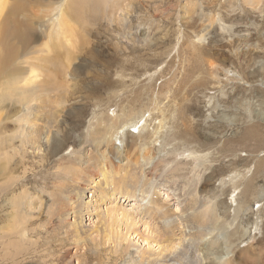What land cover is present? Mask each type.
I'll list each match as a JSON object with an SVG mask.
<instances>
[{"label":"rangeland","instance_id":"1","mask_svg":"<svg viewBox=\"0 0 264 264\" xmlns=\"http://www.w3.org/2000/svg\"><path fill=\"white\" fill-rule=\"evenodd\" d=\"M11 1L8 8L15 3ZM40 2L21 0L22 14L17 20L5 18L0 31L4 42L2 32L23 29L20 22L30 24L38 38L27 46L17 35L9 37L4 45L10 43L16 51L10 60L4 61L0 51V94L5 99L0 100V119L7 126L2 142L8 146L14 139V148L0 161L8 169L0 176V227L6 231L1 236L8 238L0 236V241H23L26 250L12 258L18 247L12 244L9 253H15L4 259L0 248V264H210L205 244L215 238L226 243L225 236L235 229L251 231V237L238 255L219 264H262L264 201L256 202L245 186L253 179L257 189L264 188V164L261 173L255 171L264 161V0H109L108 9L88 24L86 9L76 19L65 14L61 30L52 9L59 11L62 0ZM53 36L58 42L48 43ZM45 43L56 50L45 45L49 61L43 58ZM32 70L39 74V87L34 82L23 88ZM11 77L14 90L7 88ZM59 80L61 91L53 83ZM39 97L46 100L43 109L35 101ZM26 106L42 111L37 124L46 123L50 133L40 153L22 129ZM252 125L259 134H248ZM105 153L115 164L111 182L127 171L140 179V189L129 179L132 198L125 200L127 196L109 197L114 187L91 188L80 211L69 213L70 195L104 184ZM159 191L168 195L160 198ZM30 195V208L44 209L30 221H19L12 205H20L18 196ZM157 207L168 216H155ZM126 212L130 218L122 216ZM109 223L115 232L125 233L120 235L126 237L124 243L106 237L111 236L105 229ZM201 224L214 229L199 236Z\"/></svg>","mask_w":264,"mask_h":264},{"label":"bare ground","instance_id":"2","mask_svg":"<svg viewBox=\"0 0 264 264\" xmlns=\"http://www.w3.org/2000/svg\"><path fill=\"white\" fill-rule=\"evenodd\" d=\"M8 0H0V31H1V28H3V26L2 25H4L5 23H2L3 21H5V18L7 19L8 18V16H9V18L8 19H12V17L14 16V19L16 18V20H17V17H15V16H18L19 15V13H21L22 14V12L23 11H20V8H19V6H22L21 5V0H14L15 1V3L12 5V8H8V7H10L9 6V3L10 2H7ZM27 1V0H26ZM25 0H24V3L26 2ZM39 1H41L40 2V4H44V2H46L47 0H39ZM108 1L109 0H62V2H61V4H60V7H58L60 10L59 11H54L53 9H52V12H55V13H57V21H58V25H59V29L61 30V29H63V28H65L66 27V20H65V14L67 15V13H70V16H72V17H75V19L76 18H78V17H80L81 16V14L82 13H84V10L86 9L87 10V12H90L89 13V17H88V22L86 23V24H88L89 22H92V20L93 21H96V19H98V18H100V15H101V13L107 8V3H108ZM111 1V0H110ZM12 3H13V0L11 1ZM162 2V1H161ZM112 3V2H111ZM11 4V3H10ZM22 4H23V1H22ZM23 7V6H22ZM26 7V6H25ZM111 8H112V6H110ZM108 9V8H107ZM127 9H129V8H127ZM25 11V10H24ZM49 14H50V12H49ZM110 14H112V13H110ZM120 14V13H119ZM111 16H113V15H111ZM103 17H105V16H103ZM83 18V17H82ZM129 19V18H128ZM20 20V19H19ZM19 20H18V22H19ZM122 20V19H121ZM56 21V22H57ZM83 21V20H82ZM7 22H9V21H7ZM84 22V21H83ZM205 22V21H204ZM20 23V22H19ZM17 23L18 25H20V27L21 28H23V29H20L19 27V29L17 28V27H12V30L11 31H9V32H2L3 33V40H4V42H0V48H1V44H2V46H3V48L0 50L1 51V53H3L5 56L3 57L4 58V61H7V60H10L11 59V57H13V54H14V52H16V51H14L15 49H14V47L10 44V43H8L7 45H4L5 44V42H6V40L9 38V37H14V36H18V38L20 39V41H21V43H23V45H29L30 46V42L32 43V40L33 41H36L38 38L36 37V34H35V30H34V28H32V26H30V24H25V26L22 24V23ZM23 23H28L27 21L25 22V20H24V22ZM6 24H8V23H6ZM55 24V23H54ZM93 24V23H92ZM212 24V23H211ZM222 24V23H221ZM210 27V26H209ZM55 28V27H54ZM57 28V27H56ZM58 30V29H57ZM63 31V30H62ZM63 34V33H62ZM61 34V35H62ZM206 34V33H205ZM52 36V35H51ZM55 36V35H54ZM53 36V37H54ZM51 37V39H52V41H49L48 40V43L49 42H53V39H55L56 37H57V35H56V37ZM17 38V37H16ZM16 38H15V40H16ZM17 38V39H18ZM59 38V37H58ZM58 38H56L57 40H58ZM11 39V38H10ZM55 39V40H56ZM17 41V40H16ZM10 42V41H9ZM18 42V41H17ZM43 42V41H42ZM55 42V41H54ZM53 42V43H54ZM56 42H58V41H56ZM55 42V43H56ZM235 42V41H234ZM47 43V42H46ZM44 44V49H43V47H42V52L44 53V59H47L48 58V55L50 54L48 51H45L44 52V50H46L47 49V47L45 46V45H49V44ZM68 43V42H67ZM58 44V43H57ZM60 44V43H59ZM69 44V43H68ZM31 45H33V44H31ZM18 46V45H17ZM43 46V45H42ZM57 46V45H56ZM61 46V45H60ZM24 47V46H23ZM33 47V46H32ZM32 47H31V49H32ZM49 47L51 48V50H52V46H50L49 45ZM20 48H21V46H20ZM35 48V47H34ZM60 47L58 46V48H56V49H59ZM24 49V48H23ZM26 49H28V48H25V50ZM54 50H55V48H53ZM48 50V49H47ZM71 50V49H70ZM31 51H33V50H31ZM35 51V50H34ZM56 51V50H55ZM51 52V51H50ZM54 52V51H53ZM52 52V53H53ZM65 52V51H64ZM30 53V52H29ZM56 53V52H55ZM55 55V54H54ZM54 55H51V56H54ZM11 56V57H10ZM47 57V58H46ZM55 57V56H54ZM75 57V56H74ZM1 60V59H0ZM48 60V59H47ZM51 60L53 61V59L51 58ZM60 60V59H59ZM2 61V60H1ZM46 61V60H45ZM49 61V60H48ZM3 62V61H2ZM54 62V61H53ZM1 63V62H0ZM46 63H47V61H46ZM55 63H57V62H55ZM64 63V62H63ZM65 64V63H64ZM3 65H4V63H3ZM48 65V64H47ZM50 65H51V63H50ZM57 65H61V63L60 64H58L57 63ZM56 65V66H57ZM51 67V66H50ZM55 67V66H54ZM44 68V67H43ZM7 69H8V67H7ZM18 69V68H17ZM45 69V68H44ZM57 71V70H56ZM55 72V71H54ZM64 73V72H63ZM30 77H29V80H27V82H24L25 83V85L23 86V88H26L27 89V87L30 85L31 86V84H33L35 81H36V79L39 77V74L38 73H36V72H34L33 70L31 71V73H30ZM12 78H14L15 79V77H11V79L10 80H12L11 81V83H8V86H7V88H9L10 90H14L15 89V80H13ZM55 79H57L56 78V76L54 77ZM18 79V78H17ZM54 79V80H55ZM38 80H39V78H38ZM37 80V81H38ZM46 80H48V79H46ZM51 81V80H50ZM55 81H57V80H55ZM6 82V81H5ZM6 83V84H7ZM23 83V84H24ZM48 83V82H47ZM49 83H52V82H49ZM53 83H54V85H55V87H56V89L57 90H62V84H61V81L59 80V82L58 83H56L55 84V82L53 81ZM5 84V85H6ZM35 84L37 85V82H35ZM5 85H4V87H5ZM52 85V84H51ZM0 86H1V84H0ZM34 86V85H33ZM38 86V85H37ZM32 87V86H31ZM30 87V88H31ZM39 87V86H38ZM44 87H46V86H44ZM44 87H41V88H44ZM48 87V86H47ZM33 89V88H32ZM50 89H51V87H50ZM55 89V88H54ZM53 89V90H54ZM60 90V91H61ZM33 91H34V89H33ZM72 91V90H71ZM40 92H42L41 90H40ZM58 93V92H57ZM67 93V92H66ZM57 97L56 98H58V99H60V97H58V95H56ZM30 97V96H29ZM138 97V96H137ZM37 99V98H36ZM57 99V100H58ZM62 99H63V97H62ZM66 99H67V97H66ZM65 99V100H66ZM0 100H2V101H4L5 99H4V96L2 95V93L0 94ZM24 100V99H23ZM56 100V101H57ZM64 100V101H65ZM35 101H37V103H41V105H40V107L43 109L44 107H43V104H47L46 103V100H45V98L43 97V99H42V97H39L37 100H35ZM63 101V100H62ZM61 101V102H62ZM63 101V104L65 103ZM29 102H33V101H29ZM59 102V101H58ZM67 102V101H66ZM136 102V101H135ZM25 103V102H24ZM23 103V104H24ZM68 104V103H67ZM49 105V104H48ZM46 106V105H45ZM24 109V112H23V115H20V116H22V119H24L25 117V125L24 126H22V129L24 128L25 130H27V135H28V137L27 138H29V141H28V143H30L31 144V146H32V148L33 149H35L36 151L38 150V152H36V153H40L41 152V148H42V146H44V145H46V144H48V142H50L49 140H50V133H49V130H47L48 128H47V125H45L44 123H43V125H38L37 124V122H39V120H41V119H39V116H37L40 112H42V111H40L39 110V108H37V106H33V107H31V106H26L25 108L24 107H22V110ZM10 110H11V108H10ZM45 110V109H44ZM46 111V110H45ZM217 111V110H216ZM3 112V109H1L0 108V118L2 117V113ZM5 112V111H4ZM11 112V111H10ZM6 113V112H5ZM235 113V112H234ZM9 114V113H8ZM225 114V113H224ZM227 114V113H226ZM242 114V113H241ZM245 114V113H244ZM253 114V113H252ZM263 114H264V112H263ZM32 115H33V117H32ZM125 115V114H124ZM219 115V114H218ZM4 116V115H3ZM6 116V115H5ZM42 116V115H41ZM40 116V117H41ZM47 116V115H46ZM127 116V115H126ZM227 116H228V114H227ZM247 116V115H246ZM258 116H260V114H258ZM15 117V116H14ZM36 117V118H35ZM51 117V116H50ZM223 117V116H222ZM4 118V117H3ZM11 118V117H10ZM17 118V117H16ZM42 118V117H41ZM238 119H239V117H237ZM242 118V117H241ZM252 118V117H251ZM13 119V118H12ZM47 119V121L49 120V119H51V118H46ZM131 119V118H130ZM217 119V118H216ZM244 119V118H243ZM254 119V118H253ZM53 120H55V119H53ZM53 120H50V121H52L53 122ZM57 120V119H56ZM114 121V120H113ZM131 121V120H130ZM136 121V120H135ZM237 121V120H236ZM241 121V120H240ZM49 122V121H48ZM224 122V121H223ZM235 122V121H234ZM244 122V121H243ZM4 123H5V120H3V119H0V161H1V158H4V157H2L5 153L7 154L8 153V151H9V149H13L14 148V146H13V144H12V142H13V140L14 139H12V141H11V143H9V144H7L8 146H9V148H8V146H4L5 145V142L3 143L2 142V138H3V136H4V134L6 133V131H5V133H4V129L5 128H7V126H5L4 125ZM10 123V122H9ZM31 123V124H30ZM115 123V122H114ZM140 122H138V124H139ZM109 124V123H108ZM131 124V123H130ZM117 125V124H116ZM234 125V124H233ZM50 126V125H49ZM48 126V127H49ZM129 125H125L124 127H128ZM132 126V125H131ZM112 127V126H111ZM110 126L108 127V128H111ZM135 127H137V125H135L134 126V128ZM248 127V126H247ZM253 127H255L254 125H252L251 127H249L248 128V134L249 135H254V134H259L258 133V130H256L255 128H253ZM23 129V130H24ZM50 129V128H49ZM101 129V128H100ZM227 129V128H226ZM259 129V128H258ZM20 130H21V127H20ZM24 130V131H25ZM8 131V130H7ZM22 131V130H21ZM23 131V132H24ZM99 131V130H98ZM109 131L111 132L112 130H110L109 129ZM20 132V131H19ZM22 132V133H23ZM109 132V133H110ZM112 133V132H111ZM115 133V134H114ZM113 134H111L110 135V138H111V140H109V142L110 141H112L113 140V138L112 137H116V136H118L119 135V130L117 131V132H114ZM3 134V135H2ZM21 134V133H20ZM98 134H99V132H98ZM97 134V135H98ZM102 134H104V133H102ZM220 134V133H219ZM24 135H25V133H24ZM105 135V134H104ZM115 135V136H114ZM177 135V134H176ZM101 136V135H100ZM22 137V136H21ZM98 137V136H97ZM102 137V136H101ZM8 138H10V136H8ZM24 138H25V136H24ZM99 138V137H98ZM6 139V138H5ZM23 139V138H22ZM250 139V138H249ZM9 140V139H8ZM57 140V139H56ZM6 142H7V140H5ZM27 141V140H26ZM55 141V140H54ZM25 142V141H24ZM103 143H105V142H103ZM24 144H26V143H24ZM62 144V143H61ZM64 145V144H63ZM131 146V145H130ZM25 145L23 146V152H24V154H26L27 153V150L25 149ZM108 147V146H107ZM19 149V148H18ZM31 151V150H30ZM9 153H10V151H9ZM114 153V152H113ZM110 155V154H109ZM108 155H107V153H105L103 156H102V158H103V160H102V169H101V172H102V176H103V178H104V184H97V186L95 187H90V188H88V187H85V188H82L79 192H78V194L74 197V195H70L69 196V208H67L68 209V212L69 213H71V214H77L78 213V211H80L79 210V204L80 203H83L84 204V197L85 196H87L88 194H89V192H90V189L91 188H101V186L103 187H105V186H109V187H114V191L112 192V194L113 195H110L109 197H111V196H118V195H120V197H125V196H127V197H125V200H127V199H129V197H131L132 198V196H130V195H132L130 192H129V189L127 188L128 187V185H129V183H128V180L129 179H132L131 181H133V183H134V188H138V186L137 185H139L141 182H139L140 181V179L138 180L136 177H134V176H132L131 177V175L126 171V173L124 174V175H116V176H118L116 179L114 178L113 179V181L114 182H111L112 181V177L115 175V164H114V161L112 160V159H110L111 157H107ZM121 156V155H120ZM205 159V158H204ZM92 160V159H91ZM110 161V168L107 166V162H109ZM207 161V160H206ZM116 163V162H115ZM88 164V163H87ZM96 164V163H95ZM112 164V165H111ZM263 164H264V161H262V162H260V165H256V168H255V171L257 170V169H260L262 166H263ZM72 166V165H71ZM7 168V167H6ZM119 168V167H118ZM151 168V167H150ZM69 169V168H68ZM100 169V168H99ZM7 170L8 169H3L2 167H0V176H2L5 172H7ZM74 170V169H73ZM110 170V172L109 173H107L106 171H109ZM149 170V169H148ZM76 171V170H75ZM151 171V170H150ZM152 172V171H151ZM258 172H260L261 173V169L260 170H258ZM153 174V173H152ZM69 175V174H68ZM72 175V174H71ZM77 175V174H76ZM92 176L91 177H96V174H94V173H92L91 174ZM65 176V175H64ZM154 176V175H153ZM76 177V176H75ZM65 178V177H64ZM68 179V178H67ZM69 180V179H68ZM171 180V179H170ZM250 181H249V183H247V186H245V189L247 190V194L250 196V195H252V196H254L253 198L255 199V201L256 202H261L262 203V201H264V188L263 189H257L256 187H255V184H254V180L253 179H249ZM7 182V181H6ZM8 182H10V181H8ZM139 182V183H138ZM172 182V181H171ZM104 189V188H103ZM103 189H102V194H105V189H104V193H103ZM140 188H138V190H139ZM2 190H4V185H1L0 186V191H2ZM135 190V189H134ZM137 190V191H138ZM92 192V191H91ZM139 192V191H138ZM144 192V191H143ZM159 193H160V198H161V195H163L164 194V196H166V195H168L167 193H162V192H160L159 191ZM123 194V195H122ZM133 194H135L136 195V191L133 193ZM28 195V194H27ZM26 195V196H27ZM61 196V195H60ZM108 196V195H107ZM116 196V197H117ZM134 196V195H133ZM157 196V195H156ZM248 196V197H249ZM25 196H22V197H19L18 196V198H19V202H20V205L18 206V205H12V207H14L15 208V210H17L18 212H16V213H14V217L17 219V220H19V221H25V220H31L32 219V217H33V213H35V212H37V211H41V210H43L44 208H43V205H40V206H37L36 208H30L31 207V205H32V202H31V200L33 199V195H30V196H28V197H25ZM67 198V197H66ZM127 198V199H126ZM155 198V197H154ZM153 198V199H154ZM164 198V197H163ZM167 198H168V196H167ZM22 199H24V202L22 201ZM36 199H40L39 198V196H36ZM42 197H41V201H42ZM68 199V198H67ZM159 199V198H158ZM158 199L156 200V201H158ZM26 200V201H25ZM253 201V200H252ZM57 202L59 203V199L57 198ZM63 202V201H62ZM153 202H154V200H153ZM57 203V204H58ZM239 203V202H238ZM254 203V202H253ZM83 204H82V206H83ZM212 204V203H211ZM216 204V203H215ZM263 204V203H262ZM62 205V204H61ZM81 205V204H80ZM163 205V204H162ZM65 206V205H64ZM159 206V205H158ZM213 206V205H212ZM263 206V205H262ZM209 207V206H208ZM63 206H61L60 207V210H63ZM113 209H115V208H113ZM121 209V208H120ZM159 208L157 207V211H156V213H155V216L156 215H158V214H160V215H162V217L163 216H165V215H167V211H166V209L165 210H163V209H159ZM87 210H88V207H87ZM116 210V209H115ZM114 210V211H115ZM83 211V210H82ZM111 211H113L112 209H111ZM110 211V209H109V212H111ZM117 211V210H116ZM120 211V210H119ZM128 211V210H127ZM205 211H207V210H205ZM66 212V211H65ZM86 212V211H85ZM107 212V211H106ZM128 212H131L130 210L128 211ZM220 212V211H219ZM227 212V211H226ZM260 213V212H259ZM80 214H82L81 212H80ZM115 214H118V213H115ZM114 214V215H115ZM121 214V213H120ZM131 214H132V212H131ZM58 215V214H57ZM83 215V214H82ZM107 215H108V213H107ZM110 215V214H109ZM109 215H108V217H109ZM111 215H112V212H111ZM113 215V216H114ZM133 215V214H132ZM134 215H135V217H136V213H134ZM160 215H158V217H160ZM74 216H76V215H74ZM122 216H124V217H126V218H130V214H128L127 212L126 213H123V215ZM121 216V217H122ZM168 216V215H167ZM117 217H118V215H117ZM120 217V218H121ZM134 217V216H133ZM152 217H154V215L152 216ZM31 218V219H30ZM53 218V217H52ZM75 218V217H74ZM203 218V217H202ZM4 219V218H3ZM110 219H112V218H110ZM118 219V218H117ZM125 219V218H124ZM136 219V218H135ZM158 219V218H157ZM162 219V218H161ZM160 219V220H161ZM167 219V218H166ZM198 219V218H197ZM113 220V219H112ZM122 220V218L120 219V221ZM201 220V219H200ZM205 220V219H204ZM237 220V219H236ZM116 222H117V220H115ZM115 221H114V223H115ZM131 221V219L129 220V222ZM195 221V220H194ZM203 221V220H202ZM1 222V221H0ZM108 222V221H107ZM123 222V221H122ZM125 222V221H124ZM127 222H128V220H127ZM141 222V221H140ZM139 222V223H140ZM204 222V221H203ZM208 222V221H207ZM213 222V221H212ZM112 223V222H111ZM138 223V222H137ZM147 223V222H146ZM174 223H176L175 221H174ZM179 223V222H178ZM198 223V222H197ZM219 223V222H218ZM118 224V226H119V222L117 223ZM149 224V223H148ZM167 224V223H166ZM180 224V223H179ZM215 224V223H214ZM127 225V224H126ZM157 225V224H156ZM202 225V224H201ZM207 225V224H206ZM217 225V224H216ZM114 226V225H113ZM112 226V224H108V225H106V230L107 231H109V234H111V236H109V235H107L106 237L107 238H109L110 240L112 239V237H114L115 236V238H116V241H119V237H120V235L122 234V233H119L118 232V230L115 232L114 230H113V228L114 227H116V226H114L113 227ZM134 226H137L136 225V223H135V225ZM166 226V225H165ZM203 226V225H202ZM219 225H217V227H218ZM146 227V226H145ZM212 227H214L213 225H211V226H209V224H208V226H206V227H204L203 226V230L200 228V234H198L199 236L201 235H203V232H208V231H210V229L212 228ZM221 227V226H220ZM135 228V227H134ZM149 228V227H148ZM167 228V227H166ZM165 228V229H166ZM172 228H173V226L172 225H170V226H168V229H169V231L170 230H172ZM175 228V227H174ZM193 228V227H192ZM225 228V227H224ZM119 229H120V226H119ZM128 229V228H127ZM130 229V228H129ZM138 229V228H137ZM155 229V228H154ZM177 229H179V228H177ZM214 229V228H213ZM213 229H211V230H213ZM221 229V228H220ZM146 230H147V228H146ZM217 230V229H216ZM236 231H233V232H231L230 234H227V236H225L226 237V243H223V242H221L220 240H219V238H215L216 240H214V242H211L212 244H205L206 245V247L204 248V250H205V252H206V255H207V257H208V259H210L211 260V262H210V264H219L220 263V261L221 260H223L224 259V257H228L229 256V258H231L232 256H234V254H236V255H238L237 253H239L241 250V248H240V245L242 244V243H244L246 240H247V236H249V237H251V234H252V232L251 231H244V230H237V229H235ZM261 230V229H260ZM263 230H264V227H263ZM3 227H0V236H1V233H2V235H5V233H6V231H4V233H3ZM107 231H105V232H107ZM130 231L131 230H127V232H129V235H130ZM148 231V230H147ZM182 231H185L184 232V234H186L187 232V229L186 228H183V230ZM215 231V230H214ZM104 232V231H103ZM156 232V231H155ZM168 232V231H167ZM171 232V231H170ZM215 232H217V231H215ZM224 232V231H223ZM132 233V232H131ZM173 233H174V231H173ZM263 233H264V231H263ZM53 234V233H52ZM125 234V233H124ZM124 234H122V235H124ZM136 234V233H135ZM183 234V233H182ZM189 234H191V231H189ZM195 234V233H194ZM193 234V235H194ZM197 234V233H196ZM237 234H239L238 236H237ZM128 235V233L125 235V236H127ZM128 235V236H129ZM159 235V234H158ZM168 235H171L170 233L168 234ZM176 235V234H175ZM133 236V235H132ZM142 236V235H141ZM1 237H3V236H1ZM123 237V236H122ZM143 237V236H142ZM159 237V236H158ZM157 237V238H158ZM173 237V236H172ZM176 237V236H175ZM203 237H204V235H203ZM216 237V236H215ZM3 238H8L7 236H4ZM126 238V237H125ZM125 238H121L120 237V239H122V241L125 239ZM150 238V237H149ZM148 238V239H149ZM153 238V237H152ZM162 238V237H161ZM196 238V237H195ZM199 238V237H198ZM235 238V239H234ZM12 239V238H11ZM10 239V240H11ZM108 239V240H109ZM141 239V238H140ZM156 239V238H155ZM166 239V238H165ZM200 239V238H199ZM212 239V238H211ZM262 239V238H261ZM4 240V239H3ZM5 240H7V239H5ZM10 240H8L7 242L6 241H0V244H1V246H0V248H1V250L3 249V251H4V255H3V258L4 259H7L9 256H11L12 254H14L15 252H12V254L11 253H9V248L11 247V245L12 244H17L18 245V247H15L16 249H15V251H16V253L14 254V255H12L11 257L13 258H15V257H17L16 255H18V254H20V255H22V253H24L23 252V250H24V248L23 247H21L22 245H21V243L23 242V241H17V242H15V240H14V242L15 243H13L12 241H10ZM121 241V240H120ZM145 241H146V239H145ZM156 241H157V239H156ZM166 242H168V243H170L171 244V242L173 241V239L172 238H167L166 240H165ZM260 241V240H259ZM210 242V241H209ZM114 243V242H113ZM122 242H120V244H121ZM123 243H124V241H123ZM163 244V241L161 242H157V244L158 245H161L162 246V244ZM206 243V242H205ZM15 244V246H17ZM149 244V243H148ZM173 244V243H172ZM191 244V243H190ZM150 245V244H149ZM188 245V244H187ZM3 247V248H2ZM14 247V246H13ZM124 247V246H123ZM170 247V246H169ZM12 248V247H11ZM121 248H122V246H121ZM173 248V247H172ZM14 249V248H13ZM174 249V248H173ZM168 250V247L167 246H165V245H163V247H162V251H164V252H166ZM24 251H26V250H24ZM120 251V250H119ZM239 251V252H238ZM10 252H11V250H10ZM121 252V251H120ZM261 252H262V249H261ZM122 253V252H121ZM204 253V252H203ZM11 254V255H10ZM245 254V253H244ZM247 254H248V252H247ZM251 254V257H253V258H256V256L255 255H253L254 253H250ZM262 254V253H261ZM20 255H18V256H20ZM160 255V256H159ZM159 255H158V258H157V260H159V258L161 257V253H159ZM232 255V256H231ZM246 255V254H245ZM143 256V255H142ZM231 256V257H230ZM164 257V256H163ZM250 257V258H251ZM145 258V257H144ZM165 258V257H164ZM249 257H248V259H250ZM258 258V257H257ZM10 259V258H9ZM146 259V258H145ZM144 259V260H145ZM167 259V258H166ZM261 259V258H260ZM143 260V259H142ZM163 261V260H162ZM218 261V262H217ZM224 261H225V259H224ZM250 261V260H249ZM159 262H161V261H159ZM159 262L157 263V261H155V260H151V261H149L148 262V264H159ZM170 262H171V260H170ZM221 262H223V261H221ZM252 262V261H251ZM162 264H166V262L164 263H162ZM262 264H264V260H263V262H262Z\"/></svg>","mask_w":264,"mask_h":264}]
</instances>
